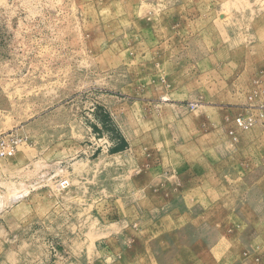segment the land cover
<instances>
[{
  "label": "rangeland",
  "instance_id": "1",
  "mask_svg": "<svg viewBox=\"0 0 264 264\" xmlns=\"http://www.w3.org/2000/svg\"><path fill=\"white\" fill-rule=\"evenodd\" d=\"M0 132L48 215L0 264H264V0H0Z\"/></svg>",
  "mask_w": 264,
  "mask_h": 264
},
{
  "label": "crops",
  "instance_id": "2",
  "mask_svg": "<svg viewBox=\"0 0 264 264\" xmlns=\"http://www.w3.org/2000/svg\"><path fill=\"white\" fill-rule=\"evenodd\" d=\"M198 7L197 17L201 20V15L206 11L207 6L206 4L202 5V1H199ZM102 137L107 139L111 147H120L122 149L121 145L123 146V141L120 136L109 134V136L103 135ZM102 143H105V140ZM83 154L82 158L90 159L97 157V160L102 154L108 155L109 152H106L104 148L103 150L98 149L95 151L89 149L85 150ZM31 166V163H26L24 160V162L12 163L4 169L0 168V183L12 184V189L8 192V201L6 203L1 201L3 207L0 209V235H3L4 238L0 237V251L3 248L17 250L19 249L18 245L22 249L27 245H31L32 242H39L42 232L48 228L47 221H45L48 219L47 213L40 221L33 220L36 217L37 205L31 200L33 196ZM17 195H19V198L11 201L9 206V199ZM5 239H8V242Z\"/></svg>",
  "mask_w": 264,
  "mask_h": 264
},
{
  "label": "built area",
  "instance_id": "3",
  "mask_svg": "<svg viewBox=\"0 0 264 264\" xmlns=\"http://www.w3.org/2000/svg\"><path fill=\"white\" fill-rule=\"evenodd\" d=\"M237 124L243 128L247 127L245 122H241L240 120H237ZM20 142L21 140L18 138V136L13 134H4L0 136V160L12 158L16 154ZM109 147L110 144L105 141L103 148L106 150V152H108ZM103 148H101V150H103ZM68 186V180L59 181V187L62 190L68 188Z\"/></svg>",
  "mask_w": 264,
  "mask_h": 264
},
{
  "label": "trees",
  "instance_id": "4",
  "mask_svg": "<svg viewBox=\"0 0 264 264\" xmlns=\"http://www.w3.org/2000/svg\"><path fill=\"white\" fill-rule=\"evenodd\" d=\"M121 147L123 148V146L121 145ZM120 149V147H114L113 149H112V151L114 152V151H118Z\"/></svg>",
  "mask_w": 264,
  "mask_h": 264
},
{
  "label": "bare ground",
  "instance_id": "5",
  "mask_svg": "<svg viewBox=\"0 0 264 264\" xmlns=\"http://www.w3.org/2000/svg\"><path fill=\"white\" fill-rule=\"evenodd\" d=\"M23 195H24V194H23ZM18 196H19V195H18ZM12 197H13V196H12ZM18 198H19V197H18ZM15 199H17V198H15ZM0 201H2V200H0ZM1 206H2V205H1ZM1 206H0V207H1Z\"/></svg>",
  "mask_w": 264,
  "mask_h": 264
}]
</instances>
